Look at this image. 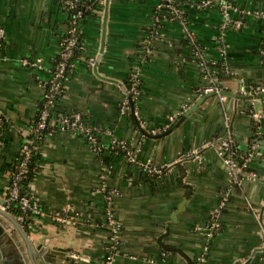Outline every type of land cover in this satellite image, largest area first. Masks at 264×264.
Returning <instances> with one entry per match:
<instances>
[{"label":"crops","instance_id":"obj_1","mask_svg":"<svg viewBox=\"0 0 264 264\" xmlns=\"http://www.w3.org/2000/svg\"><path fill=\"white\" fill-rule=\"evenodd\" d=\"M207 1L175 0L179 19L160 0H110L101 50L106 5L95 0L81 20V44L54 105V122L80 111L97 141L73 130L44 133L29 183L41 213L25 228L1 202L70 14L63 0H0L6 34L0 42V210L13 218L0 212V263L19 248L27 264H101L111 236L107 208L113 206L122 224L115 264H189L164 244L181 248L194 264H201L200 256L202 264H264V102L244 92L264 87V0H227V17L218 2ZM186 28L207 60L229 69L223 88L239 97L205 96L207 80ZM26 57L40 58L41 67L24 65ZM135 69L140 94L131 113H122L126 92L108 78L128 87ZM228 136L245 151L258 139L249 163L256 179L232 180L212 143ZM120 143L139 148L140 160L172 167L151 176ZM194 148L199 157L186 155ZM213 216L220 228L209 238Z\"/></svg>","mask_w":264,"mask_h":264},{"label":"built area","instance_id":"obj_2","mask_svg":"<svg viewBox=\"0 0 264 264\" xmlns=\"http://www.w3.org/2000/svg\"><path fill=\"white\" fill-rule=\"evenodd\" d=\"M78 1L80 0H63L64 6L68 5L70 8H74ZM160 5L169 6L171 8V12L174 16L179 19L183 18V13L180 5L175 3V0H160ZM213 2H218L222 9L223 15L227 17L229 15L230 4L227 0H208L206 4L211 5ZM264 17V12L260 13ZM82 18V11L78 10L74 14H70V19L72 22L71 27L68 29L67 34L62 38L60 50L57 56V61L53 65L50 71V77L48 80H42L41 85L43 87V100L41 104V110L39 114V119L34 131L47 130L50 128H59L61 130H73L75 132L82 133L86 136V139L89 143H96V136L93 129L88 126L83 119L82 113L80 111H73L70 113L62 114L58 118L57 122L52 121L51 123L48 121L50 116V112L54 105L56 104V97L61 92L64 80L66 79L67 70L69 68V57L71 56L74 46L77 42V33L80 25V21ZM234 25L240 26V20H234ZM187 32L191 36L192 42L195 44V52L196 56H198V61L201 64V68L205 73L206 84L202 88L204 93L215 92L218 94L219 98L222 100L225 98V94L222 93L224 90L222 85V80L217 76L211 73V70L208 67L216 65V61H209L203 55L201 49L194 41L191 33L187 28ZM5 29L0 25V42H2L5 38ZM264 52V50H263ZM22 63L29 67L39 68L41 67L40 58H22ZM93 59H89L90 63H93ZM211 65V66H210ZM213 68V67H212ZM225 73L229 71V69L224 67ZM140 78H139V70L135 69L132 72L131 81L127 87V93L122 100L121 103V112L126 113L130 108L129 106V95H132L134 101L137 100L140 94ZM244 92L255 96L257 98H261L264 102V87L262 85H250L247 89H244ZM264 114V112L262 113ZM255 119L260 118L262 115L258 112L252 113ZM171 119H174L171 117ZM258 134H261L260 130H257ZM257 137V136H256ZM255 137V138H256ZM257 140L253 142L252 148L249 151H246L244 155L239 154L240 147L236 142H234L231 136L221 139L220 141L214 143L212 142L217 151L223 156V161L228 168V171L231 175V178L234 182L239 183L244 178L248 179H256L257 174L255 171L249 168V163L252 159L254 153V146L257 144ZM0 142H1V134H0ZM121 144V148L125 150L129 160L134 162L140 166L142 170H144L147 174L151 176H160L165 170H169L172 167V162L157 164L152 160H140L138 157V150L135 146H130L127 144ZM37 141L34 137H27L21 146V158L19 160L18 171L13 177L11 181V186L8 192L5 195V201L10 202L11 200H15L18 198L20 203L25 210L33 211L34 214L39 215L41 213L40 206L35 198H32L29 195L20 194V180L24 176V174L28 170V162L31 159V156L34 150L37 148ZM188 156L199 157L200 152L198 149H192L187 152ZM239 157H242L240 159ZM229 192L227 191L222 200L220 201V207L224 206L228 202ZM109 201L111 202V195L108 196ZM8 205L5 204L3 208L7 209ZM16 219L22 224L25 219L24 215L15 216ZM57 219L64 220V217L57 216ZM107 223L111 228V236L109 238L108 244V252L101 261V264H115V258L120 252V241H121V231L122 224L117 217L115 208L113 206H109L107 208ZM220 228L219 221L216 216H213V221L211 225V230L208 232L209 238L212 237ZM204 260V256H200V262L202 264Z\"/></svg>","mask_w":264,"mask_h":264},{"label":"trees","instance_id":"obj_3","mask_svg":"<svg viewBox=\"0 0 264 264\" xmlns=\"http://www.w3.org/2000/svg\"><path fill=\"white\" fill-rule=\"evenodd\" d=\"M94 6H95V0H80V1H78L77 5L74 8H70L68 5H65V7H66V9H67L69 14H74L78 10H81L82 11L81 20H83L87 16V14L89 12H91L92 7H94ZM165 10H166L167 13H171L172 14L171 8L169 6L166 5L165 6ZM71 25H72V22H71V19H70L68 27H67V30L63 33V35L61 37V40L67 34V31L71 27ZM80 30H81V21H80V25H79L78 33H77V42H76V45L74 46V49H73V52H72L71 56L69 57V60H68V63L70 65H69V68L67 70L66 78L71 75L72 66H73V63L75 62V58H76L77 53H78L79 45L81 44ZM56 61H57V57H56V59L54 61V64L56 63ZM208 68L210 70L212 69L211 73L213 75H217L221 80H223L225 78L226 73L224 71V66L222 65V63L221 64L217 63L216 65L208 67ZM131 77H132V74L128 78V82H127L128 85H129V83L131 81ZM64 88H65V84L63 83L62 90L57 95L56 101H57V98L62 94ZM139 88H140V85H139ZM128 97H129V106H130V108L127 110V112L131 113L130 110L134 106V100L132 98V95H129ZM41 104H42V102L39 105L38 112H37L36 117L34 119V122H33V125H32V131L28 134V137H34L36 139L38 147L34 150L32 156H31V159L28 162V170H27V172L24 174V176L20 180V194L29 195L32 198H34V196L31 193H29V183L37 175L38 168L36 167V161L40 158V155H41L39 145H40V143H41V141H42V139L44 137V133L49 130V129L41 130V131L38 130L37 132L33 130V128H35V126L37 124V121L39 119V114H40V110H41ZM54 111H55V107L52 108V110L50 112V116L48 118V121L50 123L52 121H54V119H55L54 118L55 117V112ZM58 117H60V115ZM238 151H239V154L241 156L244 155L245 152H246L244 149H241V148ZM20 158H21V154L18 156L17 160L14 162L13 166L10 168L11 169V181H12L13 177L15 176V174L18 171ZM239 158L242 159V157H239ZM5 204L8 205L7 210L10 213H13L15 216H17V215H24L25 216V219L22 222V224H23V226L25 228H28L30 223L34 220V218L36 216H38V215L34 214L33 211H29V210H25L24 211V209H23V207H22V205L20 203V200L18 198H16L15 200H11L10 202L6 201Z\"/></svg>","mask_w":264,"mask_h":264},{"label":"water","instance_id":"obj_4","mask_svg":"<svg viewBox=\"0 0 264 264\" xmlns=\"http://www.w3.org/2000/svg\"><path fill=\"white\" fill-rule=\"evenodd\" d=\"M109 2H110V0H105V15H104V27H103V42H102V48H101V50L103 49V46H104V37H105V27H106V19H107V14H108V6H109ZM98 60H99V56H97V60H96V63L94 64V68H95V71H96V68H97V64H98ZM108 79H112L113 81H115V82H117V83H119L122 87H123V89H124V91L127 93V87H126V85L123 83V82H121V81H119V80H115L114 78H108ZM215 92H209L208 94H214ZM222 93L223 94H227V95H233V96H236V97H239L240 95L239 94H236V93H234V92H231V91H229V90H223L222 91ZM207 93L205 94V96H207L208 95ZM245 98H249V97H251V96H244ZM201 100H203V97L201 98ZM200 102H197V103H195L191 108H190V110L189 111H187V113L185 114V115H183L179 120H177L174 124H173V126L168 130L169 132L170 131H172V130H174L176 127H178L179 126V124L184 120V118H185V116L187 115V114H189V113H191L192 111H193V109L199 104ZM5 200H3L1 203H3V204H5ZM0 212H2L3 214H5L6 216H8V217H10V214L7 212V211H5V210H0ZM11 218V217H10ZM12 220H13V218H11ZM17 220V219H16ZM16 220H13V222H15L16 223V225H18L19 227H20V225H19V223H18V220L16 221ZM164 246L166 247V248H169V249H172V250H174V251H178V252H180L183 256H185V258L188 260V262H189V264H194V261L181 249V248H178V247H173V246H167V245H165L164 244ZM12 247H14V246H12ZM15 249V251H13L14 252V256L12 257V258H8L7 260H3L0 264H27L26 262H25V260H24V258H23V255H22V252H20V250H19V248H14ZM29 250V249H28ZM30 252V254H31V252L32 251H29ZM32 263L33 264H37L34 260L32 261Z\"/></svg>","mask_w":264,"mask_h":264}]
</instances>
